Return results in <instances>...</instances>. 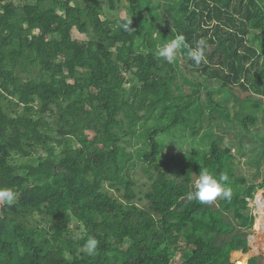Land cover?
Wrapping results in <instances>:
<instances>
[{"label": "trees", "instance_id": "trees-1", "mask_svg": "<svg viewBox=\"0 0 264 264\" xmlns=\"http://www.w3.org/2000/svg\"><path fill=\"white\" fill-rule=\"evenodd\" d=\"M150 1L128 0L131 17L103 20L99 0H0V188L17 192L14 205L0 204V264H259L235 255L249 251L264 180L248 184L235 160L249 143L264 152V135L251 134L264 117V0H177L164 31ZM120 3L108 0V11ZM177 34L189 48L204 40L206 62L183 48L174 63L158 58L157 45ZM177 131L208 143L170 175L161 136ZM131 137L142 140L149 181L140 198L127 173ZM202 168L229 176L230 200L192 198Z\"/></svg>", "mask_w": 264, "mask_h": 264}, {"label": "rangeland", "instance_id": "rangeland-1", "mask_svg": "<svg viewBox=\"0 0 264 264\" xmlns=\"http://www.w3.org/2000/svg\"><path fill=\"white\" fill-rule=\"evenodd\" d=\"M73 2H76L77 0H72ZM102 7L104 8V14L101 19L107 18H114V19H119L120 18V11L119 10H124L127 13L128 17H131V13L129 12V7H128V0H121L120 4H117L115 6V11L114 12H109L108 11V0H99ZM177 0H151L150 3L151 5L158 4L157 9L155 11L159 14H163L165 17V22L161 21L159 23V27L161 31L163 30V25H166V27H171L172 25V18L166 14L165 16V10H166V5H175ZM123 11V12H124ZM122 12V11H121ZM149 14V13H148ZM150 16V14H149ZM170 19V23H169ZM139 37L140 41L143 43L140 46L141 51H145L144 49V41L145 37L144 31L142 29L139 30ZM214 81H212V86L216 87L215 84H213ZM137 86V83L133 78L129 75L127 77V81L125 84V90L128 93V95L131 97L132 91L135 89ZM211 87V86H210ZM183 89H188L186 87H182ZM218 94L215 96L218 99ZM240 97L245 98V94L240 92ZM221 99V98H220ZM228 104H232V102H228ZM264 107V105H263ZM217 128V127H215ZM233 128L238 129L234 125L229 126L228 131H233ZM259 134V135H264V117L262 115H259V122L256 124V126L252 129L251 134ZM176 136H171V135H163L161 136V143L163 145V152L160 155V159L164 164L169 165L166 170L171 173H174L176 170L175 165H173V162H176L178 159H182L185 155L192 153L195 149L199 150H205L207 147L208 141L206 138L201 140V137H198L196 139L189 137L187 131H177L175 132ZM135 137H131L130 140V145L127 147V151H129L132 154V162L133 165H129L127 169V173L129 175V179L135 183V193H139L138 198L142 197L140 192H144L149 184V181L147 179V176L145 175L144 169L145 166L142 162H140L137 157L136 153L142 149V140H139L136 142ZM252 140V139H250ZM230 140L225 137V144L227 145ZM254 147V154L250 155L249 148ZM262 145L259 141H257L254 144H247L245 146V154L243 156H236V166H235V173L237 176L244 177L245 180L248 182V184H260L264 180V152L263 154L261 153ZM37 154L39 156H44V152L42 149L37 150ZM257 164L255 165L254 162ZM20 162V160H18ZM155 172L157 171V168H154ZM111 195L113 197H118L120 201H123L122 198L116 193L115 191L111 190ZM264 197V189L258 190L255 194L254 201H253V208L251 209V215L254 217V223L253 227L248 231L249 236H248V246H249V251L246 254L239 253L237 256L235 255V258L238 260H244L247 262V260L251 257H259V264H264V215H263V210H264V204H263V199L261 196ZM136 204L144 208L146 207L145 201H141L137 199ZM257 205V206H256ZM257 217V218H256ZM256 220V221H255ZM70 230L73 236H78L80 233V228L77 225V223L72 222L70 225ZM126 245H123L122 248L125 249ZM182 248V247H181Z\"/></svg>", "mask_w": 264, "mask_h": 264}, {"label": "clouds", "instance_id": "clouds-1", "mask_svg": "<svg viewBox=\"0 0 264 264\" xmlns=\"http://www.w3.org/2000/svg\"><path fill=\"white\" fill-rule=\"evenodd\" d=\"M129 24H122L120 27L129 31ZM188 49L187 56L196 64L199 65L206 62L207 45L204 40L196 41L194 48H189L183 34H177L167 43L158 44L156 55L163 61L171 64L177 59V54L181 49ZM193 192L191 194L200 204H211L217 198L230 200L233 195L230 187L229 176L225 174L216 175L207 168L200 169L198 175L193 174ZM17 201V192L12 188H0V204L12 206ZM254 201V200H253ZM98 240L95 237H88L83 244V250L88 255H94L98 248Z\"/></svg>", "mask_w": 264, "mask_h": 264}, {"label": "built area", "instance_id": "built-area-1", "mask_svg": "<svg viewBox=\"0 0 264 264\" xmlns=\"http://www.w3.org/2000/svg\"><path fill=\"white\" fill-rule=\"evenodd\" d=\"M257 206V205H256Z\"/></svg>", "mask_w": 264, "mask_h": 264}]
</instances>
